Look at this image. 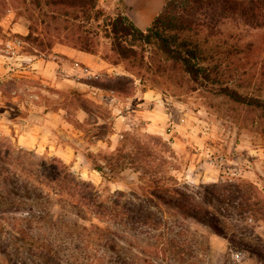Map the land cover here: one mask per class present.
I'll use <instances>...</instances> for the list:
<instances>
[{"label":"rangeland","instance_id":"374dc122","mask_svg":"<svg viewBox=\"0 0 264 264\" xmlns=\"http://www.w3.org/2000/svg\"><path fill=\"white\" fill-rule=\"evenodd\" d=\"M51 2L0 0V146L9 145L16 153L26 151L39 160L58 158L77 176L91 182L101 197H106L119 191L132 193L128 185L138 182L139 173L135 169L138 166L128 161L121 170V179L108 182L93 169L94 164H104L102 157L112 154L123 143H128L132 152L134 146L139 147L138 143L145 145L155 137L173 151L172 158L167 159L168 165L147 159V165L153 170L164 165L166 174L177 178L181 186L201 190L246 181L264 192L263 112L191 85L167 83L155 87L150 82L146 87L142 85L141 77L113 52L112 40L105 32L109 18L123 9V0H77L76 8ZM88 10V16L82 13ZM76 25L84 26L90 33L96 55L111 64L123 65L127 75L101 71L99 80H90L74 70L76 60L57 56L55 49L60 45L74 48L65 38L73 37L71 31ZM243 28V43L254 42L261 56H241L246 71L241 72L240 78L253 77L246 91L264 99V27ZM31 33L34 37L28 39ZM15 36L26 43L27 56L18 61L2 52V42ZM35 37L44 46L34 44ZM60 40L64 43H59ZM40 60L51 61L50 67L47 69V63L44 69L31 66ZM93 87L99 89L97 96L92 94ZM139 88L155 90L165 99L172 121L182 125L178 135L189 139L181 144L182 149L175 148L172 136L167 139L150 131L145 122H138L119 140L105 136L102 127L113 120L114 109L118 105L126 111L127 97L135 95ZM114 96L120 97L124 105L114 101ZM29 124L40 127L35 132L39 133L38 141L19 142L21 133H34L28 132L34 130L27 127ZM173 128L169 127V133ZM131 137L135 139L127 142ZM150 143L159 153L162 148ZM133 154L137 155L134 151ZM139 170L145 172L143 168ZM13 192L0 180V264H87L92 260L94 264H177L168 259L177 252L192 254L189 263L184 264H263L264 222L258 220L262 218L258 210L248 215L237 210L225 212L222 215L225 235L180 216L177 220L182 227L163 236V241L174 242L171 248L156 242L153 235L139 237L135 232L122 234L113 229L101 238L90 230L84 232L81 229L84 226L105 225L90 217L80 218L57 203L45 204L47 213L39 220L16 211L19 198ZM129 199L137 202V195L132 193ZM170 220L176 222L174 218ZM22 229L27 233L22 234ZM43 254L51 255V260H44Z\"/></svg>","mask_w":264,"mask_h":264},{"label":"trees","instance_id":"16d2710c","mask_svg":"<svg viewBox=\"0 0 264 264\" xmlns=\"http://www.w3.org/2000/svg\"><path fill=\"white\" fill-rule=\"evenodd\" d=\"M51 1L52 5L72 8H76L77 2ZM123 3L120 13L109 18L105 32L112 40L113 52L129 70L141 77L142 85L146 87L147 82L155 87L167 83L180 87L191 85L264 113V99L246 91L252 85L253 77L248 80L240 78L241 72L244 74L246 71H243L246 68L241 56H261L254 42L243 43L241 31H245L243 27L252 30L264 27V0H168L145 31L128 18L124 0ZM89 11L82 13L88 16ZM71 33L73 37L65 39L75 49L97 54L84 26L76 25ZM33 37L31 33L27 38ZM33 43L38 47L44 46L39 37H35ZM140 49L149 55L144 56ZM102 129L105 136L110 137L113 122ZM132 139L135 138L131 137L127 142ZM150 142L163 150L158 153L151 148ZM123 144L112 154L102 157L104 164L96 162L93 169L108 182H116L121 179V170L128 161L137 165L139 180L128 185L137 195V202L129 199L132 193L121 191L101 197L91 182L77 176L62 160L35 159L23 150L13 152L9 145L0 146V180L13 188V194L19 198L16 211L41 220L47 213L44 205L57 203L63 210L80 218L90 217L105 225L92 224L81 228L84 232H95L101 238L115 229L122 234L135 232L139 237L153 235L156 242L172 248L174 242L163 241V236L181 226L182 222L177 220L180 216L209 226L219 235H225L222 226L225 212L237 210L248 215L258 210L262 213L258 220L264 222V192L252 183L216 184L201 190L181 186L177 178L166 174L164 165L156 170L147 165V159L152 163H170L167 159L172 158L173 151L162 139L151 137L145 145L138 143L139 147L133 144L135 150L132 152H129L128 143ZM140 168L145 172H140ZM21 232L25 234L27 230L22 229ZM113 249L109 248L110 251ZM189 256L193 257L192 254L181 252L179 255L177 252L168 259L184 264L189 263ZM41 257L51 260V255L43 254ZM87 264H94V260Z\"/></svg>","mask_w":264,"mask_h":264},{"label":"crops","instance_id":"0c3cea01","mask_svg":"<svg viewBox=\"0 0 264 264\" xmlns=\"http://www.w3.org/2000/svg\"><path fill=\"white\" fill-rule=\"evenodd\" d=\"M126 4V15L128 18L141 30L145 31L154 22L156 17L162 12L168 0H124ZM57 56H65L68 59L76 60L86 66H89L94 71H108L116 75L125 76L127 72L124 70L123 65H114L109 61L101 58L100 55L89 54L75 48L60 45L55 49ZM2 57V55H0ZM4 58V57H3ZM33 61V60H30ZM47 63V69L50 67L51 61H37L32 63L31 66L34 68L41 67L45 68ZM3 69V67H1ZM1 71V70H0ZM138 83V82H137ZM140 85V84H138ZM120 97L114 96L113 100L119 105H124L119 99ZM128 105L126 111L121 110L117 105L115 114L113 117V134L110 136L111 139L122 138L124 132L131 131L135 128L138 122H145L147 128L155 133L161 134L167 139L173 137L174 145L176 149H182L181 144H186L189 139H183L178 134L181 133V126L179 123L172 121L171 113L167 110L165 99L155 90L151 89H137L135 95L127 97ZM123 107V106H122ZM113 108V107H112ZM124 108V107H123ZM118 112V113H117ZM122 113V114H121ZM5 121H8L4 119ZM181 123V122H180ZM173 126V130L169 133V127ZM27 127L34 129V132L28 135H19V142L38 141L36 136H39L37 129L38 125L29 124ZM177 127V129H176ZM3 126V129H6ZM5 131V130H4ZM178 145V147L176 146ZM180 145V146H179Z\"/></svg>","mask_w":264,"mask_h":264},{"label":"built area","instance_id":"2783aa9c","mask_svg":"<svg viewBox=\"0 0 264 264\" xmlns=\"http://www.w3.org/2000/svg\"><path fill=\"white\" fill-rule=\"evenodd\" d=\"M2 52L4 53V56H7V58L12 59V60H20L23 56H27L25 53V47L26 43L25 41L20 38V37H9L5 39L2 42ZM74 70H77L82 74V77H85L90 80H99L102 77V73L99 71H94L92 68L89 66H86L85 64L81 62H75L74 63ZM93 92L92 94L94 96L98 95V92L96 88H92ZM182 122H185L184 119H182ZM124 136H122L123 138Z\"/></svg>","mask_w":264,"mask_h":264}]
</instances>
